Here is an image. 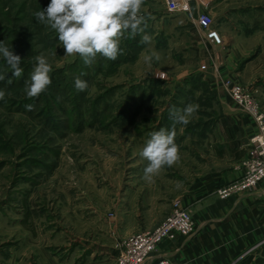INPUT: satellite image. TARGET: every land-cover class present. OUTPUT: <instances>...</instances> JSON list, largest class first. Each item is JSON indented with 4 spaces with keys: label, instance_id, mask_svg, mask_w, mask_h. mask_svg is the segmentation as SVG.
<instances>
[{
    "label": "rangeland",
    "instance_id": "obj_1",
    "mask_svg": "<svg viewBox=\"0 0 264 264\" xmlns=\"http://www.w3.org/2000/svg\"><path fill=\"white\" fill-rule=\"evenodd\" d=\"M49 3L0 0V41L20 55L23 68L14 77L0 58V264H114L125 240L159 225L181 187L211 163L199 139L211 133L218 104L204 73L215 75L224 93L227 83L241 85L263 113L248 85L264 74V0L222 5L226 17L214 18L224 41L215 47L216 62L205 50L198 59L195 44L184 50L183 38L158 49L143 42L155 25L143 6L159 4L144 0L143 32L126 33L115 60L97 55L91 65L65 56L55 30L37 20L34 13ZM232 44L244 55L226 66ZM39 55L52 66V83L28 97ZM77 77L86 90L75 88ZM190 103L199 105L190 122L177 123L170 110ZM162 128L175 130L179 158L149 181L140 152Z\"/></svg>",
    "mask_w": 264,
    "mask_h": 264
},
{
    "label": "crops",
    "instance_id": "obj_2",
    "mask_svg": "<svg viewBox=\"0 0 264 264\" xmlns=\"http://www.w3.org/2000/svg\"><path fill=\"white\" fill-rule=\"evenodd\" d=\"M201 1L177 0L180 6L177 9H171L167 0H159L153 7L145 4L144 14L155 23L150 41L153 48L158 49L159 44H181L183 38L184 50L195 44L198 59L203 58L205 50L209 55L212 53V62H216L215 46L205 39L196 18L206 11L213 21L216 15L226 17V10L220 11V8L227 0H208L210 4L206 9ZM214 9L219 11L215 13ZM214 27L224 43L222 24L214 22ZM243 51L240 44H232L225 65L237 62L244 55ZM211 76L204 73L203 79L209 81L218 105L213 109L211 133L199 139L207 145L211 163L181 187L178 197L181 206L190 211L195 231L187 239L165 240L155 257L184 264H264V181L238 199L220 200L216 196L217 189L240 179L241 162L255 125L231 102L215 75ZM248 86L259 99L264 113V74L252 79Z\"/></svg>",
    "mask_w": 264,
    "mask_h": 264
},
{
    "label": "clouds",
    "instance_id": "obj_3",
    "mask_svg": "<svg viewBox=\"0 0 264 264\" xmlns=\"http://www.w3.org/2000/svg\"><path fill=\"white\" fill-rule=\"evenodd\" d=\"M144 0H50L48 6L34 13L37 20L55 30L63 44L65 56L79 55L86 65H91L97 55L115 60L121 53V38L125 34L134 37L143 32L145 15L142 14ZM151 36L144 34L145 43ZM0 58L12 69V76L20 77L23 72L21 57L0 41ZM30 80L26 81V95L38 97L52 83V66L47 58H36ZM153 55H146L145 62H151ZM0 74V80H4ZM10 79V78H9ZM74 86L79 91L88 88L85 80L77 77ZM5 93L0 90V100ZM29 109L32 105L27 106ZM198 104H188L183 110L173 108L170 114L177 123L187 125L198 109ZM175 130L160 129L151 133L140 155L148 161L144 178L151 181L165 166H172L179 158V146L175 142Z\"/></svg>",
    "mask_w": 264,
    "mask_h": 264
},
{
    "label": "built area",
    "instance_id": "obj_4",
    "mask_svg": "<svg viewBox=\"0 0 264 264\" xmlns=\"http://www.w3.org/2000/svg\"><path fill=\"white\" fill-rule=\"evenodd\" d=\"M176 1L167 0L171 9L180 7ZM209 4L208 0L201 1L205 9ZM196 25L204 32L210 45L217 47L222 44V38L215 29L209 12L200 13L196 18ZM225 91L232 103L253 120L256 130L249 140L246 156L241 162L240 179L217 189L216 196L220 200L238 199L264 181V114L258 109L253 96L241 85L227 83ZM194 231L195 225L190 211L176 201L159 225L150 231L134 233L125 240L114 264H184L156 258L155 254L165 240H174L177 237L187 239Z\"/></svg>",
    "mask_w": 264,
    "mask_h": 264
}]
</instances>
